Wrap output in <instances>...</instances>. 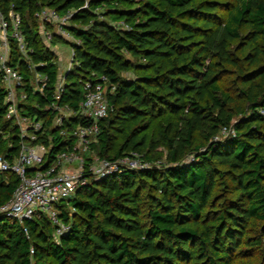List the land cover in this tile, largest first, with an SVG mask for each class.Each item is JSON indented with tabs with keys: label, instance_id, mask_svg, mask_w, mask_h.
I'll return each instance as SVG.
<instances>
[{
	"label": "trees",
	"instance_id": "16d2710c",
	"mask_svg": "<svg viewBox=\"0 0 264 264\" xmlns=\"http://www.w3.org/2000/svg\"><path fill=\"white\" fill-rule=\"evenodd\" d=\"M46 9L71 12L66 28L77 40L59 105L78 109L81 80L109 81L113 111L92 149L109 160L137 151L152 163L162 146L167 165L92 180L60 205L69 231L59 238L44 214L20 224L0 213V264H264V0H0V14L21 17L28 54L49 77L46 96L29 101L41 108L59 76L37 16ZM235 42L249 49L245 59ZM12 58L29 79L15 42ZM232 70L247 106L225 85ZM6 94L0 75V155L13 158L21 140L5 119ZM28 107L44 119L51 163L64 144L54 110ZM223 128L233 134L215 141ZM18 185L0 173V209Z\"/></svg>",
	"mask_w": 264,
	"mask_h": 264
},
{
	"label": "built area",
	"instance_id": "2783aa9c",
	"mask_svg": "<svg viewBox=\"0 0 264 264\" xmlns=\"http://www.w3.org/2000/svg\"><path fill=\"white\" fill-rule=\"evenodd\" d=\"M37 16L42 24L43 39L49 47H52L55 35L68 44L77 42L66 28L71 24V12L61 16L55 10L46 9L37 13ZM21 26L18 14L10 13L9 18L0 14V75L7 91L5 119L18 127L21 140L16 157L0 155V173H14L19 178L17 191L5 207L0 209V213L20 224L44 214L55 227V238H59L69 231V226L60 219V205L68 204L81 188L92 180L117 176L125 171L150 170L156 162H147L137 151L117 160L103 158L98 163H92L86 158L85 154L91 151L92 145L98 140L102 120L108 117L113 107L108 102L110 88L107 78L96 82L89 79L80 81L83 99L78 109L69 104L59 105L65 91L67 74L75 65L76 56L71 45V62L62 74L58 72L52 104L44 108L36 102L29 104L33 97L31 94L46 96L49 77L38 70L43 64L36 65L28 54ZM50 26L55 29L52 30ZM122 26L128 29L127 25ZM13 42L19 48L22 63L30 74L29 79L21 71V64H13ZM28 106L47 112L54 110L52 129L64 139V144L51 163L50 148L40 143V137L45 134L44 119L39 117L37 111L31 113ZM221 131L228 136L233 134L228 128ZM219 137L215 141L220 140ZM24 231L27 234L26 228Z\"/></svg>",
	"mask_w": 264,
	"mask_h": 264
},
{
	"label": "rangeland",
	"instance_id": "374dc122",
	"mask_svg": "<svg viewBox=\"0 0 264 264\" xmlns=\"http://www.w3.org/2000/svg\"><path fill=\"white\" fill-rule=\"evenodd\" d=\"M220 2H224V3H229L231 0H219ZM108 21V19H106ZM52 30H54L55 28L52 27ZM59 41L54 43V46H52V48H54L56 46V49H53L54 54L56 56V61L58 62V67H59V73H63L68 65L71 62V50L72 47L70 46V44H65V42H63L62 40H60L58 38ZM263 49H264V45ZM232 51L233 54L235 55V57L239 60H243L245 59V56H248V54L250 53L249 49L242 51V48L240 46V43L235 42L232 44ZM245 69H247V65L245 64L243 66ZM239 73L235 70H232L230 72V75L227 77L226 79V83L225 85L228 87V89L231 91V93L233 95L236 96V99L238 101L239 105L245 106L246 105V101L243 100V98L240 96L239 91L240 89L243 87V85L241 84V79L238 76ZM125 77H133L132 73H126ZM247 106V105H246ZM239 118L238 115L235 116V120H237ZM160 123H155L152 127V131L159 125ZM151 131V132H152ZM219 134V138L220 139H226V137H228V134H223L222 131L220 130L218 132ZM210 141L205 139V135H203V133L201 132L200 134H198V142L197 144H201V143H205L206 145L204 146V148H206L207 144H209ZM152 153L154 154L155 158H156V163L154 164V167L156 168H160L162 166L167 165V161H166V157H167V150L166 148L160 146L158 148H156L155 150L152 151ZM86 158L90 159V162L92 163H98V161L101 159L99 154H97V152L94 149H91L90 152H87L85 154ZM195 156V153H190L188 154L185 159L184 162H189L190 160H192ZM229 198V197H228Z\"/></svg>",
	"mask_w": 264,
	"mask_h": 264
}]
</instances>
